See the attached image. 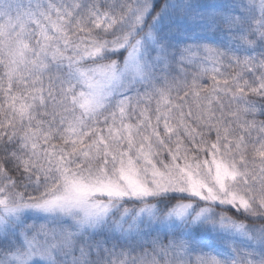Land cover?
<instances>
[{
	"label": "snow or ice",
	"instance_id": "1",
	"mask_svg": "<svg viewBox=\"0 0 264 264\" xmlns=\"http://www.w3.org/2000/svg\"><path fill=\"white\" fill-rule=\"evenodd\" d=\"M0 264H264V0H0Z\"/></svg>",
	"mask_w": 264,
	"mask_h": 264
}]
</instances>
